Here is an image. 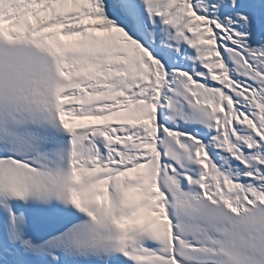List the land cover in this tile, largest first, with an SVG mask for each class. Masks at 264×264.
Segmentation results:
<instances>
[{"label":"snow or ice","instance_id":"snow-or-ice-1","mask_svg":"<svg viewBox=\"0 0 264 264\" xmlns=\"http://www.w3.org/2000/svg\"><path fill=\"white\" fill-rule=\"evenodd\" d=\"M0 264H264V0H0Z\"/></svg>","mask_w":264,"mask_h":264}]
</instances>
